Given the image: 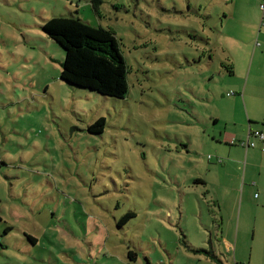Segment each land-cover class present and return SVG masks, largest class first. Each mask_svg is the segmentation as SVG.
Returning a JSON list of instances; mask_svg holds the SVG:
<instances>
[{
	"label": "rangeland",
	"instance_id": "obj_1",
	"mask_svg": "<svg viewBox=\"0 0 264 264\" xmlns=\"http://www.w3.org/2000/svg\"><path fill=\"white\" fill-rule=\"evenodd\" d=\"M262 3L0 0V264H264V231L238 232L234 195L196 181H232L216 151L233 145L226 120L248 129L232 99L264 65L246 41ZM59 15L115 33L124 98L61 79L65 51L42 28Z\"/></svg>",
	"mask_w": 264,
	"mask_h": 264
},
{
	"label": "trees",
	"instance_id": "obj_2",
	"mask_svg": "<svg viewBox=\"0 0 264 264\" xmlns=\"http://www.w3.org/2000/svg\"><path fill=\"white\" fill-rule=\"evenodd\" d=\"M99 1L92 0L95 9ZM42 28L65 51L60 75L63 81L106 97L124 98L127 95L129 68L119 40L111 29L95 26L79 16L65 15L48 18ZM230 72L233 73L232 67ZM104 124V118H99L89 129L101 131ZM196 181L205 182L202 177ZM134 216L136 213L130 210L117 223L122 226ZM2 220L0 215V221ZM28 237L32 242H36L34 236ZM128 256L133 261L137 260V253L132 249H129Z\"/></svg>",
	"mask_w": 264,
	"mask_h": 264
},
{
	"label": "crops",
	"instance_id": "obj_3",
	"mask_svg": "<svg viewBox=\"0 0 264 264\" xmlns=\"http://www.w3.org/2000/svg\"><path fill=\"white\" fill-rule=\"evenodd\" d=\"M236 14L237 11L234 9L231 12V16H235ZM253 24L258 38L255 39V34V36H251L246 41L248 47L254 53L253 60H255L257 56L264 58V21L255 20ZM256 70H260L261 74L252 75V69L250 68L247 82L241 90L240 97L232 99L235 103H244V118L245 123H248V129L238 128V122H234L232 129H228L229 122L226 120L224 132L220 130V135L224 134L229 144H231L232 139H235L237 143L228 147L225 152L217 149L216 152L225 155V157H219V165L214 170L220 172L221 169L219 168H226L228 170L227 173H229L228 176L232 181L228 184L221 181L216 182L213 178L206 179L201 174L202 179L205 181L204 184L210 183L218 186V191L216 192L217 198H221L227 192H231L234 195L240 206L238 226L236 227L238 228V232L241 221L242 224L251 223L255 230L262 229L264 231L263 140L260 137L251 136L250 139L255 142V146L246 147L241 144V141L246 139L250 130H264V65ZM256 78L263 79V82L257 83L255 81ZM238 94L239 92H236L233 95ZM215 120L218 122L220 118L215 117ZM212 138L217 139V136L214 134ZM225 241L232 243L229 237L225 238Z\"/></svg>",
	"mask_w": 264,
	"mask_h": 264
},
{
	"label": "built area",
	"instance_id": "obj_4",
	"mask_svg": "<svg viewBox=\"0 0 264 264\" xmlns=\"http://www.w3.org/2000/svg\"><path fill=\"white\" fill-rule=\"evenodd\" d=\"M264 8V3L261 5ZM236 92H228L227 95L231 96L233 94H235ZM251 136H255V137H260L263 140V149H264V130L262 129H255V130H250L246 139L241 141V144L243 146L249 147V146H255V142L251 141L250 137ZM232 144L236 143V140H232L231 141Z\"/></svg>",
	"mask_w": 264,
	"mask_h": 264
}]
</instances>
